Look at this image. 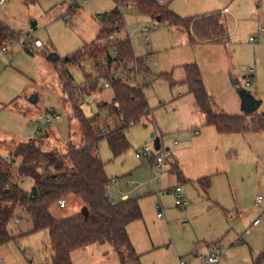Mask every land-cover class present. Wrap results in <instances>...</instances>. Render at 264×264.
Wrapping results in <instances>:
<instances>
[{
  "label": "rangeland",
  "instance_id": "rangeland-1",
  "mask_svg": "<svg viewBox=\"0 0 264 264\" xmlns=\"http://www.w3.org/2000/svg\"><path fill=\"white\" fill-rule=\"evenodd\" d=\"M71 1L7 0L0 5V20L14 30V36L6 45L7 52L0 50V154L3 156L9 157L19 142L38 135L46 134L48 137L43 139L45 151L57 148L65 152L69 141L81 144L82 129L77 119H70L72 106L71 102L66 104L62 100V83H69L72 97L79 96L86 116L100 113L102 125L113 127L114 121L111 120L121 125L120 118L109 107L100 109L105 102L112 104L114 92L111 88L100 85L92 94L84 93L88 91L86 73L90 72L91 77L97 74L92 63L88 61L86 70H83L78 65L63 62L64 58L87 44L97 40L103 44L108 41L98 39L105 23H101L96 15L112 11L115 1L76 0L79 6L76 10ZM159 5H167L184 18L220 12L230 34L229 44L191 43L185 32L167 21H158L139 11L123 10L121 23L130 32L135 55L143 56L150 52L156 55L154 61H149L155 76L150 75L147 82L150 86L145 88V93L161 128L172 133L162 136L155 121L145 116L127 129L130 148L126 152L114 158L108 142L103 141L100 157L106 162L109 178L119 177L117 186H113L116 199L118 189L130 193L139 184H144L135 191L145 214L143 220L133 223L137 230L134 231L138 233H134V238H153L157 244H166L171 252L177 246L182 257L179 261L189 263V253L206 250L201 249L204 236L229 226L230 235L242 236L245 241L232 246L235 249L233 264H253V257L264 251V0H164V4ZM226 8L227 12L224 11ZM68 12L73 14L70 24L65 17ZM33 22H36L35 27H32ZM145 28L149 29L148 39ZM173 30L176 32L172 33ZM123 36L121 33L117 38ZM35 40L41 41L42 46L35 45L34 51L30 52L27 48ZM52 52L58 53L61 60H50ZM186 58L199 65L216 111L243 114L241 89L261 100L262 104L255 111V115L263 118L260 129L250 127L243 134H220L209 125L201 131L204 140L197 142L193 130H187L196 121L192 107L180 108L174 114L170 106H163L172 95L176 97L179 85L172 89L170 81L161 77V73L171 72L173 66ZM177 68L176 77L183 72L182 68ZM65 71L71 75L72 82L61 79ZM248 76L253 79L250 84ZM235 80L238 83H234ZM34 95L37 96L36 102L31 101ZM152 133L161 137L160 150L155 149ZM223 135H232V138H223ZM175 140L181 142L177 153ZM146 146L151 148L149 157L138 159L136 153ZM167 147H171V151H167ZM172 153L174 156L171 157ZM160 154L166 161L160 178L156 179L153 162ZM178 160L181 171L192 175L198 171L214 174L211 175L210 188L213 206L209 207L194 193V197L187 196L190 202L186 208L176 206L171 188L181 184L185 193L188 189L190 192L199 188L198 181L181 183L177 180L174 164ZM20 182L31 192L30 178H22ZM258 195L263 197L259 206L255 204ZM192 203L195 206L190 209ZM158 204L163 208L161 218L157 215ZM82 208L80 200L71 199L65 208L55 205L52 212L56 216L67 217L81 213ZM228 212L229 217L226 215ZM31 228L30 217L17 207L8 230L20 237L0 244V264H45L52 261L54 251L49 231L28 233ZM220 245L224 249V243ZM72 259L74 264H122L109 243H96L75 250ZM173 263L171 258L170 264Z\"/></svg>",
  "mask_w": 264,
  "mask_h": 264
},
{
  "label": "trees",
  "instance_id": "trees-1",
  "mask_svg": "<svg viewBox=\"0 0 264 264\" xmlns=\"http://www.w3.org/2000/svg\"><path fill=\"white\" fill-rule=\"evenodd\" d=\"M114 1L115 4L132 3L140 13L149 14L155 19L160 17V21H167L169 25L184 29L191 43L196 41L222 43L228 35L220 13L184 18L167 5H159L156 0ZM72 5L77 9L79 7L75 1ZM122 19L123 13L115 6L109 12L98 39H109L111 34L120 30L123 26ZM13 31L11 26L0 20V50L10 42L14 36ZM114 49L117 50L120 60L134 55L132 44L127 38L118 42L107 41L105 44L97 40L67 56L63 62L78 65L86 70L90 61L94 70L99 72L98 62L103 58H110ZM60 60L61 58L58 61ZM185 68L187 77L184 83L194 94L198 109L207 125L214 126L220 134H243L250 127L254 130L260 129L262 125L260 121L263 118L255 115V112L227 114L216 111L213 97L204 84L199 65L192 63ZM91 75L90 72L86 73L88 91H84L85 94H92L101 85L100 76ZM162 76L171 84H175L171 75ZM61 79H69L72 82V77L67 71ZM111 89L114 92L112 104L105 102L99 107L100 109L109 107L111 112L120 118L121 125L114 124L113 127L102 125L100 113L86 116L80 106L79 96L72 97L69 83H62V100L66 104L71 102L72 106L73 116L70 119H77L82 129L81 144L76 145L69 141L65 152L57 148L45 151L43 139L48 138L45 134L19 142L9 157L0 154V244L20 237L8 230V224L14 217L16 208L20 207L28 214L32 223L28 233L44 229L49 231L54 256L50 263L45 264H74L73 251L96 243L111 244L122 264H142L141 255L136 251L128 231V226L132 222L143 218L139 198L114 202L110 200L108 187L111 179L106 172V162L100 157V146L103 141H107L114 158L122 155L130 148L126 131L131 126V121L136 123L148 116L151 110L144 90L131 88L119 81L112 82ZM249 116L252 119L249 120ZM103 128L106 132H103ZM175 170L182 178L180 167L176 166ZM22 178L31 179L32 187L35 186L38 191L36 198L21 185ZM198 183L207 191L211 186V179L205 177L199 179ZM71 199L80 200L82 206L88 208L89 215L87 217L82 213L67 217L54 215L52 209L55 205H59L62 200L67 202ZM254 264H264V251L254 260Z\"/></svg>",
  "mask_w": 264,
  "mask_h": 264
},
{
  "label": "crops",
  "instance_id": "crops-1",
  "mask_svg": "<svg viewBox=\"0 0 264 264\" xmlns=\"http://www.w3.org/2000/svg\"><path fill=\"white\" fill-rule=\"evenodd\" d=\"M163 4H164V0H163ZM134 11H138L137 9H135ZM224 11H228V9L226 8ZM210 13H220L218 11H214V12H210ZM210 13H205V14H202V15H207V14H210ZM196 16H201V15H196ZM124 20V19H123ZM125 23V22H124ZM126 26V25H125ZM181 31L185 32L189 38V35L188 33L178 27ZM176 31L173 30L172 33H175ZM227 36H226V39L223 43H226L229 44V41H230V34L228 33L227 31ZM131 37V35H130ZM123 39H126L127 36L124 34V36L122 37ZM190 40V39H189ZM131 43H132V37H131ZM195 43V42H194ZM196 43H208V44H215L216 42H200V41H196ZM132 47H133V43H132ZM134 50V49H133ZM135 54V52H134ZM155 55V53H153ZM156 56V55H155ZM177 63V62H176ZM192 63H196L194 61H192L190 58H186L185 60H183L182 62H178L176 66H173L171 72H164L165 74H169L171 75L172 77V81L173 83H175L174 85H179V89H178V92H177V95L176 97L174 95H172V98L167 102V103H163V106L165 105H168L170 106L171 108V111L176 114L180 108H188L189 107H192V114L193 116L196 117V121H193V123H191V128L190 129H187L189 131L193 130V134L196 136L195 139L197 140V142H202V140H204V136L203 134L201 133V131L206 128L207 125L205 123V119L203 117V115L201 114V112L199 111L198 109V106H197V102H196V98L194 96L193 93H191L188 85L186 83H184V80H186V77H187V72H186V68L185 66L188 65V64H192ZM179 68L183 70L182 73H180L179 75H177V77L175 76V69L176 68ZM177 68V69H178ZM149 72H150V75L152 76H155V74L153 73V71L151 70V67L149 65ZM162 75H165L163 73H161ZM160 74H157V76H159ZM161 75V77H163ZM165 78V77H164ZM166 79V78H165ZM250 79H251V76H250ZM253 82V79H251V83ZM173 84H171V88L174 86ZM150 84H147L146 87H149ZM145 87V88H146ZM207 88V87H206ZM173 89V88H172ZM209 91V89H207ZM144 93H145V89H144ZM210 93V92H209ZM145 96H146V93H145ZM213 97V96H212ZM147 99V97H146ZM177 99V100H176ZM148 101V99H147ZM161 103V104H162ZM148 104H149V101H148ZM149 107H150V113L147 117H151L152 120L155 121V123L159 126V128L161 129V134L162 136H164L166 133H172V131L170 130H163L160 126V124L158 123V121L156 120L155 118V111H153V109L151 108L150 104H149ZM237 114V113H236ZM111 121H114L115 120H111ZM113 124L115 125H118L117 121ZM132 126V125H131ZM212 126V125H210ZM176 132H179V131H176ZM181 132V131H180ZM211 132V131H210ZM214 135V134H213ZM225 137L223 138H232V135H223ZM129 140V139H128ZM130 142V141H129ZM162 142V140H161ZM174 146L176 147V150L175 152L177 153L178 150L181 148V142L179 141H176L174 142ZM101 147V146H100ZM171 151V147H167V151ZM138 153V152H137ZM137 153H136V156H137ZM171 153V152H170ZM174 156L173 153L171 154V157ZM170 157V158H171ZM138 158V157H137ZM140 159V158H138ZM175 159H178L175 157ZM165 161H166V158H165ZM180 160H178L174 165L175 167L176 166H179L178 165V162ZM180 167V166H179ZM183 167V165H182ZM181 169V168H180ZM107 172V171H106ZM175 172V171H174ZM182 171V178H180L178 175H177V180H179L181 183H187L191 180H194V181H198L199 179H202V178H205V177H210L211 179V175L213 174L212 172L210 171H198L197 174H190L188 173L187 171ZM161 174V173H160ZM108 175V173H107ZM214 175V174H213ZM109 177V175H108ZM114 178H117L118 179V182H119V177L118 176H115L113 177ZM160 178V177H159ZM171 179V176L169 177ZM169 179V180H170ZM171 181V180H170ZM31 184V183H30ZM114 186V185H113ZM113 186H112V190H113ZM117 186V185H116ZM180 186L181 187V184H178L177 186H175L174 188H171L170 190L173 191V193L175 194V188ZM198 186L199 188H195L194 190H191L189 192V189L186 191H183V188H182V193H183V196H184V205L183 206H178L176 204V206L178 207H181V208H186L188 206V202L189 201V196L191 197H194L193 196V193L194 195L198 198H202L206 203H208L209 207L210 206H213L212 205V202H211V197H210V188L211 186L208 188V190L206 191L204 188H202L200 186V184L198 183ZM142 187H144V184H139L137 187H136V192L138 190H140ZM135 191H131L130 193H123L121 190L118 189L117 191V198H115V200H124V199H127V198H139V202H140V197L137 196L135 193ZM114 192V191H113ZM116 193L114 192V197ZM188 196V197H187ZM175 197H176V194H175ZM257 197H261V203L263 201V197L262 196H257ZM257 197L255 199V204L257 206H259L261 203L257 204ZM201 202V201H199ZM175 203H176V200H175ZM202 203V202H201ZM201 203H198L199 206L203 207V205ZM82 205V203H81ZM195 206V203H192L189 208L191 209L192 206ZM141 206V205H140ZM66 207V206H65ZM64 207V208H65ZM144 208V206H143ZM156 209H157V206H156ZM189 211V210H188ZM143 212V210H142ZM158 212V211H157ZM159 213V212H158ZM157 213V215H158ZM144 214L143 213V218L142 220L144 219ZM230 214V212H228L227 217H229L228 215ZM219 215H217L218 217ZM159 218L163 217V216H158ZM231 217V216H230ZM133 223L132 222L129 226H128V231H129V234H130V237H131V240L136 248V251L141 255V260H142V264H170V260L171 258L173 259L174 263L173 264H180V261L179 259L182 258L180 257L179 255V251L177 250V246L174 247V250L171 252L169 247L165 244H157V242H155V239L151 238H147L146 236H141V237H138L137 236V239L134 238V233H136L135 231H137L136 229L133 228ZM230 227L229 226H224L220 232L217 230L214 231L213 233H210V234H207L206 236H204L202 239L204 240L203 242V245H202V248L201 249H207L209 246L211 245H220V244H223L224 243V250H223V254H222V258H221V261L219 264H233L232 260H233V257H234V254H235V249H233V245L236 244V243H244V238L241 236H239V238L234 235H230L229 229ZM135 230V231H134ZM138 235V233H136ZM135 239L137 240V243L135 241ZM90 246V245H89ZM221 246V245H220ZM88 247V246H87ZM85 247V248H87ZM163 248H166L164 249V251L162 250ZM171 248V247H170ZM84 249V248H83ZM78 250V249H77ZM74 252V251H73ZM166 252V253H164ZM194 251H192L191 253H189L188 255L190 256V262L186 264H202L199 260L196 259L195 257V254L193 253ZM193 254V256H192ZM261 254V253H260ZM259 254V255H260ZM180 257V258H179ZM257 258L256 257H253V261ZM73 260V259H72ZM254 264V263H253Z\"/></svg>",
  "mask_w": 264,
  "mask_h": 264
},
{
  "label": "built area",
  "instance_id": "built-area-1",
  "mask_svg": "<svg viewBox=\"0 0 264 264\" xmlns=\"http://www.w3.org/2000/svg\"><path fill=\"white\" fill-rule=\"evenodd\" d=\"M77 2L76 0H72L71 4L73 2ZM159 4H163V0H156ZM7 0H0V5H3L6 3ZM116 6L120 9V11L123 13V10H135L136 5L132 3H121L118 2ZM77 7H75V10ZM66 21L68 24H70L73 20V14L68 12L66 14ZM125 34L127 36V39L131 42L130 32L127 29V27H123L120 30H117L113 34L109 36L108 41L110 42H118L119 40H122L123 38L119 39L117 38L118 34ZM144 33L148 37L149 29L145 28ZM132 44V43H131ZM36 46H42V42L39 40H35L30 47H26L30 52L34 51V48ZM149 44L147 45V48H149ZM2 51L4 53L7 52V47H3ZM155 60V55L150 52L146 53L143 56H136L135 54L129 58L125 59H118V52L116 49L112 50V56L110 58H103L98 62V69L99 72H97V75L101 78V85L104 88H111L112 82H122L126 84L127 86L131 88H139L144 90L147 82L150 78V72H149V61ZM103 75V76H101ZM248 84L251 83L250 76H248ZM118 106V103L116 104ZM135 121H131V125H134ZM103 132H106V129L103 128ZM151 152V148L146 146L143 151L137 153V157L140 159H145L149 157V153ZM165 163L164 157L162 154L157 155L153 162V171L155 173V178L159 179V175L161 173V169ZM118 184V179L114 178L110 181L108 191L110 195V200L115 201L114 192L112 190L113 185ZM175 194H176V204L178 206L184 205V196L182 193V188L180 186L175 188ZM261 203V197H257V204ZM60 207L64 208L66 206V200L60 201ZM157 209L159 210L158 216H163V208L160 204L157 205ZM223 247L216 244L209 246L205 251L198 250L195 253V257L197 260H199L202 264H219L222 258L223 254ZM180 264H186V261L180 260Z\"/></svg>",
  "mask_w": 264,
  "mask_h": 264
},
{
  "label": "water",
  "instance_id": "water-1",
  "mask_svg": "<svg viewBox=\"0 0 264 264\" xmlns=\"http://www.w3.org/2000/svg\"><path fill=\"white\" fill-rule=\"evenodd\" d=\"M108 15H109V12H103L101 14H97L96 16L98 17V19L101 23H105V21L108 18ZM156 19L158 21H160V17H157ZM35 26H36V22H33L32 27H35ZM49 59L56 62L60 59V55L56 52H52L49 54ZM234 83H238V80H235ZM241 93H242V98H243L242 110L246 113H254L256 110H258V108L262 104V101L256 99V97L253 96L251 92L246 91L244 89H241ZM31 101L36 102L37 96L34 95L31 98ZM151 137L154 138L155 149L160 150L162 148L161 137L157 136L155 133H152ZM30 195L34 198L37 197L38 191H37V188L35 186L32 187ZM81 213L87 217L89 215L88 208L86 206H84L82 208Z\"/></svg>",
  "mask_w": 264,
  "mask_h": 264
}]
</instances>
